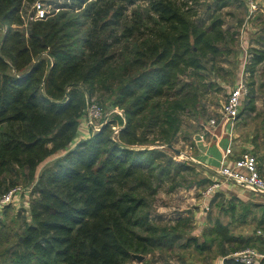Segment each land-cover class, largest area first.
<instances>
[{
  "label": "trees",
  "instance_id": "trees-1",
  "mask_svg": "<svg viewBox=\"0 0 264 264\" xmlns=\"http://www.w3.org/2000/svg\"><path fill=\"white\" fill-rule=\"evenodd\" d=\"M35 1L0 0V195L32 185L29 207L18 212V240L0 264H129L134 253L172 249L187 217L182 211L178 224L160 225L156 194L165 182L173 190L210 179L190 178L195 165L164 144H174L184 114L207 115L205 94L221 88L210 76L223 75L238 32L223 9L241 0H213L202 12L201 0H49L50 12L31 19ZM255 41L245 66L250 79L264 64V36ZM253 82L243 98L246 115L256 107ZM98 90L123 115L113 112L71 146L86 96ZM209 229L227 227L213 222ZM197 236L182 246L204 251L220 241L224 264H243L228 256L238 248L264 249L260 235Z\"/></svg>",
  "mask_w": 264,
  "mask_h": 264
},
{
  "label": "rangeland",
  "instance_id": "rangeland-1",
  "mask_svg": "<svg viewBox=\"0 0 264 264\" xmlns=\"http://www.w3.org/2000/svg\"><path fill=\"white\" fill-rule=\"evenodd\" d=\"M44 1L48 5L47 7H52L51 4L47 3L49 0ZM63 1L65 0H59V2ZM210 2H213V0H201V3L198 4L199 11H205L207 3ZM223 12L228 21L226 25L230 23L232 26L231 31L238 29V32L236 33L235 49L230 55V58L223 62L225 70L221 69L220 71L223 75L210 76L213 79H217L221 88L211 89L205 94L204 102L207 110L205 117H199L198 119L194 114H184V124L174 142V145L183 152L182 154H177L174 151L171 152L175 159L179 161H191L195 165V170L188 172L190 178L199 180L207 178L210 181L205 184L200 183L198 186L187 185V183L179 185L173 190L170 189V182H165L162 185L155 196L152 205L153 210L155 213L161 214L158 220L160 225L178 224L175 218L184 211L182 213L187 218L180 222V229H176V231L182 233V238L172 249L167 246L163 248L157 247L152 252L143 254L145 258L142 263L137 257H134L129 264H220L222 259L221 255L218 254L217 246V243L220 241L216 240L217 243L214 242L211 248L204 251L198 250L193 244L184 247L182 243H185L187 237L192 235H198L199 240L205 238L211 239L210 237H217L219 240L221 239L220 237L228 233H235L246 237L252 236L257 238V235L263 237L262 232L264 229H261L262 226L259 225L261 217L263 216V207L260 205L264 203L261 195L254 194L245 187L234 185L232 182H225L223 184L221 191L223 190L224 194L218 195L215 200L213 198L216 192L210 198L204 197L202 194L205 187L219 177L220 174L216 171V166L209 164L205 159V156L208 155V149L207 147L203 148L201 142L206 140L209 142L211 140L212 143H215L214 139H211L215 132L211 131V133L205 134L201 124L209 117L218 113L228 92L234 87L240 77L246 78L247 86L250 80L254 81L253 86L256 88V107L253 112L246 115V112H242L241 105L236 121L237 138L235 148L237 151H241L243 147L247 146L257 155L260 163L263 161L259 152H261L264 146V85H261L264 83V64H259L257 72L252 79L247 75L245 66L248 59L247 51L250 43H255V40L260 35L264 36V0H262L257 11L253 13H250L246 3L241 1L239 4L225 7ZM72 29L75 30L76 26L72 27ZM85 29L82 28L80 33H83ZM5 30L6 25L0 20V40ZM99 91L92 96L87 94L86 97L87 105L92 100L98 101L102 105V116L97 119L98 123L95 126H91L86 123V115L84 112L80 119L79 126L81 127L79 133L71 146H74L79 139L85 138L82 137L85 131L90 130L92 132L98 130L103 123L111 118L113 112L119 113L118 110L122 111L112 105L111 98L107 97L109 93L100 96ZM121 115H123V111ZM202 133L205 134V137H202ZM90 135L91 133L87 137ZM215 140L218 142V139ZM223 147L224 144L221 147V151ZM64 153L65 150H61L53 154L43 162L41 168L53 164ZM21 185L24 190L20 195L21 204L19 206L13 204H10L11 206H8L9 204L0 206V232H2L0 238V261L4 259L6 247L18 240V232L20 231L18 212H20L19 209L22 205L26 208L29 207V201L27 199L30 200L32 197L29 192L32 189V185H26L24 183H21ZM232 188H237L241 193L231 194L229 191ZM240 194L246 198L240 197ZM231 197L234 198L232 199ZM238 198L242 199L240 200ZM224 199L229 200L225 202ZM213 222L214 225L217 222L223 223L227 229H224L225 231L217 229L212 233V229L209 228ZM233 245L236 246L238 244L233 243ZM8 262L6 261V263Z\"/></svg>",
  "mask_w": 264,
  "mask_h": 264
},
{
  "label": "built area",
  "instance_id": "built-area-1",
  "mask_svg": "<svg viewBox=\"0 0 264 264\" xmlns=\"http://www.w3.org/2000/svg\"><path fill=\"white\" fill-rule=\"evenodd\" d=\"M241 1L246 2L250 13L257 11L262 2V0ZM47 6L44 0H36L32 5L30 18H44L51 9ZM247 91L246 78L240 77L234 87L228 92L218 113L201 124L205 134L215 131L219 126L226 132V143L219 157L218 167H216V171L220 176L205 187L202 191L204 197L212 196L215 192L221 190L225 182H232L234 185H240L250 191L264 194V171H262L256 155L247 146L243 147L244 149L242 148L238 153L235 148L237 116ZM84 112L86 123L95 126L98 123L97 119L102 116V105L98 101L92 100L88 103ZM118 112L122 114V111L118 110ZM114 128L117 132L119 126L114 125ZM205 134L202 133V137H205ZM23 190L22 185L18 184L0 195V206L7 204L19 206L21 204L20 195ZM262 236L264 238V231ZM228 256L243 264H264V249H259L252 245L238 248Z\"/></svg>",
  "mask_w": 264,
  "mask_h": 264
},
{
  "label": "crops",
  "instance_id": "crops-1",
  "mask_svg": "<svg viewBox=\"0 0 264 264\" xmlns=\"http://www.w3.org/2000/svg\"><path fill=\"white\" fill-rule=\"evenodd\" d=\"M80 127L81 126H79V130H80ZM214 132H215V134H213V137H211V139H214L215 143H212L211 140L209 142L207 140L206 141H201V142L203 144L202 145L203 148L207 147V149H208V155L205 156V159L209 162V164H212V165L218 167L219 157H220V155L222 153L221 147H222L223 144L225 145V143H226V132L222 129L221 126L217 127ZM90 133H91L90 130H87L82 135V137H87V135H89ZM79 138H81V137L79 136ZM215 139H218V142H216ZM263 145H264V136H263ZM261 152H259V154L262 156L263 161H262V163H260L258 161V163H259L260 167L262 168V171H264V146L262 147ZM257 160H258V158H257ZM229 192L231 194L232 193H237V192L241 193V192H239V190H237V188H232V189H230ZM239 196L242 197L241 194ZM242 198H246V197H242ZM221 259L222 260H221L220 264H224L225 257L221 256ZM139 261L141 263L143 262V260H140V259H139Z\"/></svg>",
  "mask_w": 264,
  "mask_h": 264
},
{
  "label": "water",
  "instance_id": "water-1",
  "mask_svg": "<svg viewBox=\"0 0 264 264\" xmlns=\"http://www.w3.org/2000/svg\"><path fill=\"white\" fill-rule=\"evenodd\" d=\"M164 145L173 149L177 154H182V150L180 148L176 147L173 143H167ZM134 256L140 260H143L145 258V255H143L141 253H134Z\"/></svg>",
  "mask_w": 264,
  "mask_h": 264
}]
</instances>
